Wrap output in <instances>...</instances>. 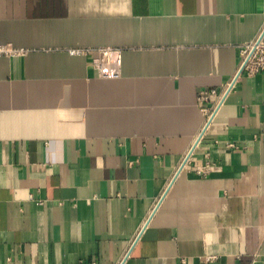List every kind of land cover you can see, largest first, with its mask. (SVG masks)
Instances as JSON below:
<instances>
[{
  "label": "crops",
  "instance_id": "0c3cea01",
  "mask_svg": "<svg viewBox=\"0 0 264 264\" xmlns=\"http://www.w3.org/2000/svg\"><path fill=\"white\" fill-rule=\"evenodd\" d=\"M264 0H0V264H264V73L210 123Z\"/></svg>",
  "mask_w": 264,
  "mask_h": 264
},
{
  "label": "built area",
  "instance_id": "2783aa9c",
  "mask_svg": "<svg viewBox=\"0 0 264 264\" xmlns=\"http://www.w3.org/2000/svg\"><path fill=\"white\" fill-rule=\"evenodd\" d=\"M22 48H15L9 44L0 43V56L2 55H16L23 52ZM241 61L236 74L223 86V90L218 94L215 89H203L198 94V99L201 103V109L205 114V126H207L213 118L216 107L210 109L206 104L212 97L219 95L220 100L233 87L236 78L245 72L248 75L256 73H264V34L260 32L254 39L244 43L240 49Z\"/></svg>",
  "mask_w": 264,
  "mask_h": 264
}]
</instances>
